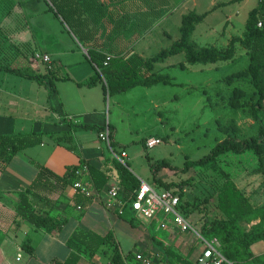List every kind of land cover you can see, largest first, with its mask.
Instances as JSON below:
<instances>
[{
  "label": "crops",
  "instance_id": "crops-1",
  "mask_svg": "<svg viewBox=\"0 0 264 264\" xmlns=\"http://www.w3.org/2000/svg\"><path fill=\"white\" fill-rule=\"evenodd\" d=\"M97 1L102 4L107 12L94 42L88 44V47H94L99 51L108 53L114 59L128 53L141 58L151 57L153 55H148L151 48L160 43L162 39L168 41V45L164 47L168 48L179 38V26L183 15L189 12L200 14L212 10L211 8L203 12L197 11V8L205 0ZM244 1L247 0H241V2ZM219 3L226 2L219 1L215 4V1L212 0L211 5H214V8ZM225 7L226 5L215 8L207 17L220 10L223 12L225 22L227 24L232 23L234 11L224 12ZM12 9L11 15L8 17H1L0 14V26L21 43L19 46L17 45L14 51H11L10 58L17 53L19 54L17 58H12L13 64L22 70L30 66L26 60L30 58L32 53L47 54L51 60L47 67L50 69L47 80L53 81L55 91L49 95L48 90L39 83L34 86L32 80L13 74L4 77L1 76L0 72V135L29 132L43 134L41 145L17 153L5 169L0 171V264L64 263L72 252L68 245L69 240L80 245L79 261L76 264H109V256L114 247H117L122 257L127 255V257H131L134 249L138 247L140 252L147 256L156 257L160 261H165V255L168 252L193 264L197 257L192 262L186 259L192 248L191 242H187L188 236L190 234L195 235L192 231L166 233L168 245H164L161 240L150 237V231L145 228L153 226L159 219L146 221L147 225L144 228L130 224V219L126 221L121 219L124 210L119 215L107 195V190L117 185L113 178L109 180L104 190L99 194H95L90 189L92 196L85 199V205L82 208H78L76 203L80 194L73 188L51 194L40 193L49 202H39V209L57 221H64L59 230L51 233L37 230L27 221H20L18 226L14 225V221L17 219L16 207L19 197L25 193L37 176L38 169L35 164L47 167L58 176L65 175L69 168L79 166L81 162L85 165L90 164L104 169L110 167V158H114L112 151L115 153L120 150L125 151V142L118 133L121 119H118L116 114H112L110 110H107L105 104H102L103 99L110 98L104 94L103 81L98 80L94 85H88L89 80L96 75L97 69L87 55V48L81 45L61 19L48 11V6L44 11H38L35 15L41 17H43L42 15H52L58 25L64 28L63 32L67 33V40L64 37L62 39L55 38V34L52 36L51 32H44L41 35H49L52 40L47 37V40L42 38L41 42H34L32 35L28 36L29 34L26 32L28 30L27 25L26 28L12 26V19L15 18L16 13L15 4ZM175 17L179 24L178 32H174L172 36L169 27L171 24L173 25V21L175 23ZM171 19L174 20L171 21ZM200 24L196 26L192 39L198 36L202 40L211 32L210 27L205 30L199 29ZM227 30L226 27L225 31L222 30L221 32L225 41L232 36ZM200 45L204 46L205 44ZM164 48H160L159 51ZM236 52L237 54L240 53L239 50ZM179 62L172 63L168 60L166 67H177ZM160 63L155 65L154 70L156 72L162 69H157ZM45 72L44 70L40 74L43 75ZM4 78L9 81L10 88H13L8 94V103L2 100V93H5L2 90L7 88L2 87L1 80ZM14 80L17 81L18 87H14ZM117 95L120 94L115 96ZM40 111L43 112L41 117L38 113ZM71 124L73 126L95 125L104 127V130L107 128L111 132L112 141L116 144V148L110 146V141L109 145L102 141L97 131L93 130L95 134L91 136L85 133L92 130L77 129ZM109 126L112 128L111 131ZM65 135L71 137L70 142L57 141L58 138ZM104 147L109 151V155L105 154ZM85 171L81 173L82 181L86 179ZM86 184L90 188L91 184L87 181ZM138 230L141 232L137 233ZM85 232H94L101 236L111 232L113 240L102 245L94 256L90 257L80 240L74 237L75 234ZM193 237L195 238V236ZM195 240L197 241L196 238ZM26 242H29L32 248L31 253L23 248V244ZM261 244L262 241L251 246L252 253L257 257L263 251ZM156 245L162 246L165 249V254L158 251L155 248ZM18 254H20L19 261L16 260Z\"/></svg>",
  "mask_w": 264,
  "mask_h": 264
},
{
  "label": "trees",
  "instance_id": "trees-1",
  "mask_svg": "<svg viewBox=\"0 0 264 264\" xmlns=\"http://www.w3.org/2000/svg\"><path fill=\"white\" fill-rule=\"evenodd\" d=\"M48 2V11H51L57 18L61 19L69 31L77 38L81 45L87 48V55L96 67V75L91 78L88 85H94L98 80L103 81V91L105 96H114L128 91L135 87H153L159 84H171V78L154 70L155 65L163 62L165 59L182 54L184 59L177 64L181 70L196 64H215L218 62H227L235 60L236 48L240 47L246 51L249 56V63L246 68L234 72L225 77L228 85H231L236 79H248L250 85L255 91V101L249 103L242 101L245 93L240 88H234L232 95L228 98V104L233 109L249 107V115L260 125L259 133L245 139H239L235 134L227 135L219 141L210 152L197 160H185L184 171L196 167H212L221 158V156L232 153L242 155L251 152L257 159L255 168L256 174H264V125L262 124L260 113L264 112V0H260L247 15L244 25V31L241 36H232L226 47L201 46L193 39L192 35L198 24L202 23L207 15L215 8L224 6L228 3L241 0H231L227 3H219L212 10L204 13L189 12L182 16L179 26V38L175 40L168 48L161 49L156 54L148 58H141L135 54L128 53L120 58H111L104 65L106 56L109 55L96 48L88 47L93 43L102 21L105 20L106 9L97 0H45ZM14 0H0L1 17L11 15ZM260 25V26H259ZM3 31L0 26V34ZM19 51V50H18ZM19 55H13L17 58ZM11 56V60L13 58ZM13 58V59H14ZM13 61V60H12ZM1 71L9 72L23 78L34 80L43 85L49 95L55 91L53 81L47 80L50 69L47 68L45 74H34L10 66H1ZM254 99V98H253ZM72 127L83 130H95L98 133L104 131V127L95 125H75ZM109 130L112 128L109 126ZM233 131H235L233 129ZM42 133L29 132L25 134L0 135V171H3L13 157L25 149L42 144ZM71 141L70 136H63L57 141ZM110 146L116 148L112 141L111 132H109ZM145 147L144 140L142 141ZM146 148V147H145ZM119 152V151H118ZM38 173L34 181L19 197L16 207V217L14 225L18 226L20 221H27L37 230H44L51 233L59 230L64 221H57L50 217L46 212L39 209V202H49L45 196L40 193H55L64 191L67 188H73L75 183H81L87 188L86 181L91 184L90 188L95 194L101 193L109 180L113 178L119 187V197L124 201V210L130 207L131 198L140 188L141 181L136 177L126 165L121 164L115 158H110V167L99 168L94 165L84 164L71 167L65 175L58 176L45 166L35 164ZM83 166L86 167L85 181L81 176ZM162 167H169L166 160L158 164H152L153 181L155 186L164 189L176 188L172 183H165L157 178L156 172ZM223 180L216 189V206L220 216L210 218L206 213L200 221V235L207 241L216 239L219 243L220 254L234 264H250L259 260V257L252 253L251 246L260 241H264V204L260 207H254L242 190H240L227 172H222ZM84 180V179H83ZM183 184V183H182ZM179 184L177 189H182ZM74 189V188H73ZM80 196L76 203L80 208L85 205L84 196L79 190L75 189ZM183 193H179V205L186 217L193 214H200V208L208 202V198L200 200L195 198L193 202H182ZM131 209V208H129ZM247 217V222L258 218L259 222L248 231L239 229V222ZM134 224V218L129 220ZM75 238L80 240L89 256L93 257L97 250L104 244L113 240V234L108 232L104 236L94 232H85L75 234ZM114 244V242H113ZM68 245L72 249L70 256L64 263L56 264H76L79 261L80 245L73 240H69ZM23 248L31 253L32 248L29 242L23 244ZM174 257L178 262L190 264L180 256L166 252L167 256ZM128 256V255H127ZM127 256L122 257L117 247H114L109 256V264H124Z\"/></svg>",
  "mask_w": 264,
  "mask_h": 264
},
{
  "label": "rangeland",
  "instance_id": "rangeland-1",
  "mask_svg": "<svg viewBox=\"0 0 264 264\" xmlns=\"http://www.w3.org/2000/svg\"><path fill=\"white\" fill-rule=\"evenodd\" d=\"M16 6L15 18L12 19V26H23L26 31L32 35L34 42L52 40L49 35H41V33L51 32L55 38L63 37L67 40V33L63 32L64 28L55 21L52 15H35L38 11H44L48 6L45 0H14ZM215 4L219 1L213 0ZM258 3V0L238 1L232 4H226L224 12L234 11L232 15V23H226L223 12L217 10L211 13L200 24L199 29L205 30L210 27L209 35L200 39L196 36L193 40L204 46L226 47L232 36H241L244 31L245 20L248 12ZM20 4V5H19ZM212 0H205L198 7V12L213 8ZM237 8V9H234ZM236 11V12H235ZM46 14V13H44ZM40 16V17H39ZM175 19V23L174 20ZM171 19L173 25L169 27L173 36L174 32H178V22L176 17ZM225 26V28H224ZM232 36L225 41L222 30ZM21 44L14 39V36L6 30L0 34V65L17 68L12 62L10 55ZM168 45L166 39H162L160 43L151 48L148 55L156 54L160 48ZM203 46V45H201ZM239 54L235 55V60L227 62H218L215 64H196L189 66L185 70L178 67H166L169 60L177 63L183 60V55L172 56L157 66L162 68L159 72L168 75L171 78L169 85H157L153 88L136 87L124 93L123 95L111 96L104 100L102 96V104H105L107 110L116 114L119 123L118 133L124 138V149L128 159L126 164L128 169L139 178L141 182L151 184L156 191L162 188L155 186L153 181L152 164H158L162 160H166L172 169L162 167L157 170L156 176L165 183H172L177 188L182 184V202H193L195 198L204 200L208 198V202L201 206L200 214H193L191 218H187L194 230H199L200 221L206 213L208 217L215 218L220 216L216 206V189L223 180L222 172H227L233 179L236 186L243 191L250 203L254 207H260L264 204V174H256L257 159L251 152L242 155L232 153L221 156L220 160L212 167H196L184 171L185 160L190 161L200 159L206 156L210 150L227 135H236L239 139H245L250 136L258 135L259 123L254 121L249 115V107L233 109L228 104V98L232 95L234 88H240L244 91L245 96L242 98L244 102L255 101L256 94L248 79H236L231 85L225 81V77L234 72L240 71L247 67L249 56L246 51L237 47ZM247 56V57H246ZM30 66L22 69L29 73L40 74L47 70V65L36 64L27 59ZM45 66V67H44ZM18 69V68H17ZM21 70V69H20ZM1 76H9L11 73L1 71ZM3 88V99L8 103V94L13 88H10L9 81L4 78L1 80ZM14 87H18L17 81ZM34 86L37 82L32 80ZM43 91V89L41 88ZM7 93V94H6ZM254 98V99H253ZM119 105V106H118ZM39 117L43 112H38ZM262 124L264 125V112L260 113ZM233 129L235 131H233ZM91 136L95 132L87 131ZM149 137L161 139V144L146 149L142 141ZM118 150V149H117ZM104 152L109 155V151L104 147ZM108 203V202H107ZM127 206L124 210L122 218L124 221L134 218L136 227L147 225L146 219L139 217L131 212ZM203 212V213H202ZM247 217L239 222L241 231H248L251 226L257 224L259 219H253L247 222ZM145 223V224H144ZM156 221L153 226L145 227L150 231V237L161 240L164 245H168L167 234H172L167 229L159 227ZM139 225V226H138ZM141 229V228H140ZM141 230H138V232ZM167 233V234H166ZM181 233V232H180ZM200 234V232L198 231ZM190 234L187 242H191V251L187 254L186 259L192 262L203 249V243L197 241ZM264 241H262L263 251L258 256L259 260L250 264H264ZM155 248L165 254L162 246L156 245ZM140 252L138 247L134 249V253ZM102 256L100 253H98ZM149 256V255H148ZM166 256V255H165ZM153 264H184L178 262L174 257L168 258L169 262L160 261L156 257L149 256Z\"/></svg>",
  "mask_w": 264,
  "mask_h": 264
},
{
  "label": "built area",
  "instance_id": "built-area-1",
  "mask_svg": "<svg viewBox=\"0 0 264 264\" xmlns=\"http://www.w3.org/2000/svg\"><path fill=\"white\" fill-rule=\"evenodd\" d=\"M111 58L112 57L110 55H107L104 65H106ZM30 60L36 64H43L47 66L51 63L50 57L41 52L32 53ZM99 138L109 145V131L107 128L99 133ZM161 142L162 141L159 138L150 137L145 140V147L146 149H151L161 144ZM112 156L121 164L126 165L128 156L124 150H120L116 153L112 151ZM82 170L85 171L86 167L83 166ZM73 188L79 190L86 197L91 198L92 196V191L79 182L75 183ZM179 193L180 192L177 188H162L161 191L158 192L151 184L141 182L140 188L131 198V211L147 221L159 219V227L167 229L172 233L176 231H192V233L195 234V238L203 243V249L193 264H234L220 254L218 250L219 243L216 239L207 241L198 233V231L192 228L191 224L187 220V217L180 208ZM107 195L112 202V206H114V208L118 211V214L121 215L124 210V201L119 197V187L117 185L112 186L107 190ZM16 260H20V254L17 255ZM124 264L153 263L150 257L143 252H136L133 253L131 257H126Z\"/></svg>",
  "mask_w": 264,
  "mask_h": 264
}]
</instances>
